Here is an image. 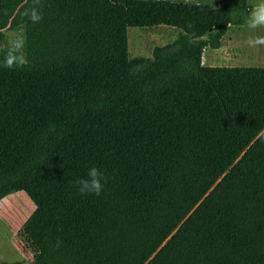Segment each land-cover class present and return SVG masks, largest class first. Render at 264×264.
Wrapping results in <instances>:
<instances>
[{"label":"trees","instance_id":"trees-1","mask_svg":"<svg viewBox=\"0 0 264 264\" xmlns=\"http://www.w3.org/2000/svg\"><path fill=\"white\" fill-rule=\"evenodd\" d=\"M254 9L0 0V203H34L31 264H264V67L203 63ZM159 25L180 33L131 58L128 28ZM14 42L27 62L10 70ZM92 167L99 196L75 183Z\"/></svg>","mask_w":264,"mask_h":264},{"label":"rangeland","instance_id":"rangeland-1","mask_svg":"<svg viewBox=\"0 0 264 264\" xmlns=\"http://www.w3.org/2000/svg\"><path fill=\"white\" fill-rule=\"evenodd\" d=\"M189 3H211L212 0H170ZM263 0H252L257 6ZM248 23L233 25L225 34L221 49L207 47L203 53V63L209 66L264 67V47L251 48L246 44L250 36L264 35V27L252 30ZM180 29L167 25L148 28L129 27L128 43L130 57H152L156 46L173 42ZM6 44L11 45L16 37L14 32L6 33ZM212 64V65H210ZM2 210H8L19 223L16 230L8 219H3ZM35 210V205L26 192L19 191L0 203V264H31L32 252L23 250L20 244V229L24 219ZM24 253H23V252ZM27 255V256H25Z\"/></svg>","mask_w":264,"mask_h":264},{"label":"clouds","instance_id":"clouds-1","mask_svg":"<svg viewBox=\"0 0 264 264\" xmlns=\"http://www.w3.org/2000/svg\"><path fill=\"white\" fill-rule=\"evenodd\" d=\"M36 3L38 4L39 0H36ZM27 15H29V19L33 23H38L42 19V16L35 7H33L30 14ZM248 27L252 30L264 27V2L258 4L252 12ZM246 44L251 48L264 47V35L250 36L246 41ZM22 48V42H14L12 44L4 57L5 68L11 70L23 66L27 62L22 52ZM103 179L104 177L100 170L96 167H92L88 170L87 179L81 178L75 183L81 194H95L99 196L103 191Z\"/></svg>","mask_w":264,"mask_h":264},{"label":"crops","instance_id":"crops-1","mask_svg":"<svg viewBox=\"0 0 264 264\" xmlns=\"http://www.w3.org/2000/svg\"><path fill=\"white\" fill-rule=\"evenodd\" d=\"M262 2H264V0L263 1H261L260 3H262ZM254 8H256V6H254ZM251 18V17H250ZM249 22H250V19L246 22V23H248L249 24ZM231 27V26H230ZM262 28V27H261ZM230 29V28H229ZM228 32V31H227ZM223 41V40H222ZM215 49V48H214ZM221 48H217V49H215L216 51H219ZM205 65H207V66H209V64L206 62V63H204ZM210 65H212V64H210ZM3 212H2V217H3V219H8L9 220V222H10V224L14 227V229L16 230V226H18L19 225V223L16 221V218L14 217V216H12V214H11V212L10 211H6V210H2ZM30 215H28V217H29ZM28 217H26L25 219H24V222L27 220V218ZM23 222V223H24ZM22 223V224H23ZM23 252V251H22ZM24 253V252H23ZM25 256H27V255H25ZM28 259L31 261V259L32 258H29L28 257Z\"/></svg>","mask_w":264,"mask_h":264}]
</instances>
